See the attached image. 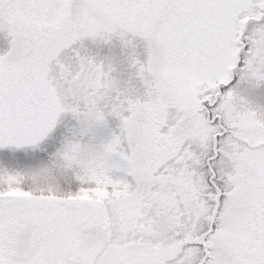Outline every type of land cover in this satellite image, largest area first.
Masks as SVG:
<instances>
[{"label":"snow or ice","instance_id":"obj_1","mask_svg":"<svg viewBox=\"0 0 264 264\" xmlns=\"http://www.w3.org/2000/svg\"><path fill=\"white\" fill-rule=\"evenodd\" d=\"M0 37V264H264V0H0Z\"/></svg>","mask_w":264,"mask_h":264},{"label":"rangeland","instance_id":"obj_2","mask_svg":"<svg viewBox=\"0 0 264 264\" xmlns=\"http://www.w3.org/2000/svg\"><path fill=\"white\" fill-rule=\"evenodd\" d=\"M6 42L3 40L2 37H0V48H6ZM114 51L119 53V45L118 42H116V46L114 48ZM238 78V77H237ZM248 98L252 100L254 103L264 105V84L259 85L255 89H250L246 93ZM75 124V121L71 118L70 115H65L61 117L60 125L59 127L62 130H65L66 128H70ZM117 121L109 118L107 126L105 127H100L97 129H94L95 135L98 138H107L112 131H117L118 129L116 128ZM57 179L59 178L58 176L56 177Z\"/></svg>","mask_w":264,"mask_h":264}]
</instances>
